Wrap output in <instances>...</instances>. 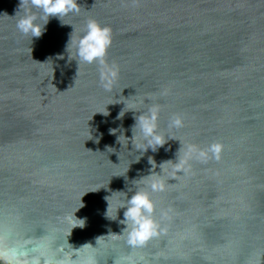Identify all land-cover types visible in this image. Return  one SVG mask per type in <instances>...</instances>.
<instances>
[{
  "label": "water",
  "instance_id": "water-1",
  "mask_svg": "<svg viewBox=\"0 0 264 264\" xmlns=\"http://www.w3.org/2000/svg\"><path fill=\"white\" fill-rule=\"evenodd\" d=\"M79 3L65 18L74 33L51 18L32 40L16 28L20 0H0V227L77 262L264 264V0ZM90 19L113 31L111 91L98 63L78 76L76 61L66 64L71 35ZM153 105L175 139L143 153L132 126ZM177 115L183 126L169 128ZM182 143L181 154L218 143L219 159L193 157L173 175ZM142 177L166 184L152 193L161 228L133 249L117 209Z\"/></svg>",
  "mask_w": 264,
  "mask_h": 264
},
{
  "label": "clouds",
  "instance_id": "clouds-1",
  "mask_svg": "<svg viewBox=\"0 0 264 264\" xmlns=\"http://www.w3.org/2000/svg\"><path fill=\"white\" fill-rule=\"evenodd\" d=\"M80 10L79 0H20L19 10L15 15L19 17L16 22V28L21 34L30 36L33 40V38H40L43 35L51 18H56L61 26L73 25L66 23L65 18L79 13ZM73 26L74 33L76 27L75 25ZM112 43V28L96 19H90L82 29V34L79 38H74L71 35L65 49L68 53L66 64L70 65L75 60L78 65V76L82 64L98 63L101 68V85L106 91H111L117 76V71L110 68L106 60ZM63 58L62 54L58 56V59ZM129 110L137 109L132 108ZM143 110L142 114L135 117V123L132 126V143L134 149L142 150L141 152L143 153L147 152L148 149L156 152L159 148L164 147L169 140L175 139V137L170 133L165 134L159 130L158 105H153ZM97 113H102L105 116L109 115L108 111ZM124 114V110L121 111L116 119L122 118ZM182 126L183 119L178 115L174 116L169 122V128H180ZM109 131L110 134H115L117 130L110 129ZM122 136L129 143L128 138L123 134L117 137V142L125 147L124 141L121 139ZM138 137L142 140V144L137 143ZM183 148L184 145L182 143V147L177 153L175 165L172 168L171 174L173 175L176 171L184 169L185 165L193 157L202 161H206L210 157L219 159L221 152V145L218 143L209 145L207 149H198L194 145H188L183 154H181ZM148 162L152 168L156 166V162L154 163L151 157H149ZM166 162L160 165L161 172L166 171L163 167ZM141 180L143 181V177ZM136 181L132 182L134 190L133 188L128 190L132 192L130 198L127 197L123 203L118 205L117 209V211L121 208L125 209L123 219L119 223L124 225L122 233L126 235V242L133 249L143 248L151 238L158 234L161 222L154 216L156 205L152 198V193L163 191L166 187L163 178H151L148 181H143V187L137 184ZM106 200L108 201V207L105 217L110 220H116L117 217L114 218L110 215L112 202L108 197H106ZM77 226L84 227L82 225ZM140 260H143V257H140ZM0 264H96V259L93 256H89L77 262L69 256L58 258L57 254L52 250L49 241L21 239L10 226L4 225L0 227ZM117 264H138V262L131 257H122Z\"/></svg>",
  "mask_w": 264,
  "mask_h": 264
}]
</instances>
